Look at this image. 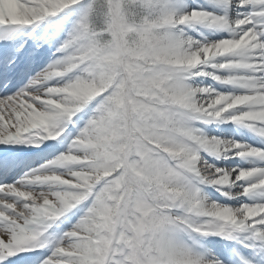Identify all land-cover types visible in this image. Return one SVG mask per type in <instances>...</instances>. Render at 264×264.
Instances as JSON below:
<instances>
[{
  "label": "snow or ice",
  "instance_id": "6c2138e0",
  "mask_svg": "<svg viewBox=\"0 0 264 264\" xmlns=\"http://www.w3.org/2000/svg\"><path fill=\"white\" fill-rule=\"evenodd\" d=\"M0 264H264V0H0Z\"/></svg>",
  "mask_w": 264,
  "mask_h": 264
}]
</instances>
